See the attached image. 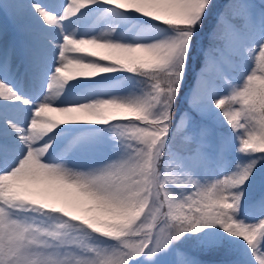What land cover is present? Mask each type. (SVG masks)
Listing matches in <instances>:
<instances>
[{
	"label": "snow or ice",
	"instance_id": "obj_1",
	"mask_svg": "<svg viewBox=\"0 0 264 264\" xmlns=\"http://www.w3.org/2000/svg\"><path fill=\"white\" fill-rule=\"evenodd\" d=\"M0 17V264H264V0Z\"/></svg>",
	"mask_w": 264,
	"mask_h": 264
},
{
	"label": "rangeland",
	"instance_id": "obj_2",
	"mask_svg": "<svg viewBox=\"0 0 264 264\" xmlns=\"http://www.w3.org/2000/svg\"><path fill=\"white\" fill-rule=\"evenodd\" d=\"M222 0H219L221 2ZM45 2H52V0H45ZM258 3L259 0H256ZM22 21L14 22L9 17H0V51L5 47L11 46L14 42L19 45L22 41V36L19 31ZM207 43V41H205Z\"/></svg>",
	"mask_w": 264,
	"mask_h": 264
},
{
	"label": "trees",
	"instance_id": "obj_3",
	"mask_svg": "<svg viewBox=\"0 0 264 264\" xmlns=\"http://www.w3.org/2000/svg\"><path fill=\"white\" fill-rule=\"evenodd\" d=\"M227 2V0H222L220 3H226Z\"/></svg>",
	"mask_w": 264,
	"mask_h": 264
}]
</instances>
